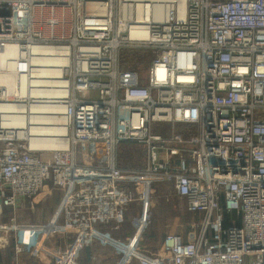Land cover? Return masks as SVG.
Listing matches in <instances>:
<instances>
[{
    "label": "built area",
    "instance_id": "2783aa9c",
    "mask_svg": "<svg viewBox=\"0 0 264 264\" xmlns=\"http://www.w3.org/2000/svg\"><path fill=\"white\" fill-rule=\"evenodd\" d=\"M0 75L17 80L13 95L0 83L1 236L65 239L56 264H79L95 244L117 264H264V0H0ZM49 112L64 134L35 130L32 117ZM43 138L65 141L50 154L69 162L44 161ZM94 143L107 153L100 167L77 160L75 148ZM125 143L145 148L142 168L119 166ZM50 176L61 200L47 223L3 221ZM156 180L203 218L196 238L168 235L151 253L140 245ZM133 205L124 241L113 233Z\"/></svg>",
    "mask_w": 264,
    "mask_h": 264
},
{
    "label": "rangeland",
    "instance_id": "374dc122",
    "mask_svg": "<svg viewBox=\"0 0 264 264\" xmlns=\"http://www.w3.org/2000/svg\"><path fill=\"white\" fill-rule=\"evenodd\" d=\"M127 58L131 62L130 63L131 66H129L130 68L137 67L142 72L145 71V67L139 63V58L133 56L131 57L127 56ZM172 128L173 126L171 125L168 126L158 125L156 131L159 133L168 134L174 131L172 130ZM187 129H191V128L176 127L174 132L184 134L186 133ZM75 152H76L77 160L83 164H91L93 166L100 167L105 165L108 159L107 153L101 143L79 145L77 146V148H75ZM44 153H48L42 156L43 160L46 162L56 161L58 163H68L70 160V154H50L55 152H44ZM117 158H118V164L121 168L140 169L146 164L147 157H146L145 148L143 146L135 143H125L119 147L117 152ZM50 179L51 176L48 178L47 181L52 183ZM50 190L52 191L51 186H50ZM46 193L47 191L43 190L42 197L37 201L38 203L37 202L35 203L34 212H30L31 215L28 214V211H26L25 214L24 213L19 214L20 219L17 218L19 223H21L20 221L27 222V220L29 219L30 220L32 219L33 223L35 221L40 222L41 220L47 219L49 210L52 206L51 203L53 202L54 191L50 196H48L49 198L45 196ZM153 195H154V199L152 204L150 223L147 232L148 233L151 232L150 234H152V230H156L158 239L157 240L148 239L146 238L145 235L144 240L141 243V248L143 250L150 251L151 253H155L159 249L161 245L160 240L162 238H165L166 236L173 234L179 236L182 235L178 233V229L180 228L179 223L182 219L186 218V214H187L185 202L180 200L174 194L172 188L170 186H167L163 182L158 180L155 181ZM128 214L130 215L131 220L133 221L132 228L134 231L137 226L138 223L137 221L140 214L139 206L137 205L131 206L128 211ZM193 226H194V230L199 229L196 223L193 224ZM128 229L130 228L128 227ZM193 236H194L193 233H191L189 239L190 240L194 239ZM101 264H110V262L107 263L102 262Z\"/></svg>",
    "mask_w": 264,
    "mask_h": 264
},
{
    "label": "crops",
    "instance_id": "0c3cea01",
    "mask_svg": "<svg viewBox=\"0 0 264 264\" xmlns=\"http://www.w3.org/2000/svg\"><path fill=\"white\" fill-rule=\"evenodd\" d=\"M50 186L52 191L50 190ZM43 190L47 191V195L45 194L47 198H49L48 196H50L54 191L53 202L51 203L52 206L49 210L47 219L41 220L40 222L35 221L34 223L32 222V219L27 220V222H22L19 220L21 224L42 225L47 223L50 220L49 218L53 216L61 200V191L57 187H55L53 183H50L48 181L45 182ZM36 202L37 200L35 199L26 198L19 201L18 207H16V209L4 208L3 221H8L9 218H11L13 215L16 216V218L20 219L19 214H25L26 211H28V214L31 215L30 212H34V206ZM118 235V238H121L124 241H128L132 237L131 236L126 240L120 235V233H118ZM40 243L41 245L39 246ZM65 243L66 240L63 238H56L53 240L41 242L40 234L33 231L19 233L18 236L8 235L5 237L0 235V264H56V246H58L59 244L64 245ZM19 244H26L28 249L24 253L18 254L16 252V246ZM38 246L39 250L36 251L37 254H35L34 250ZM77 260L79 264H101L102 262L117 264L119 256L112 249L104 247L100 244H95L87 251L80 253Z\"/></svg>",
    "mask_w": 264,
    "mask_h": 264
},
{
    "label": "bare ground",
    "instance_id": "6f19581e",
    "mask_svg": "<svg viewBox=\"0 0 264 264\" xmlns=\"http://www.w3.org/2000/svg\"><path fill=\"white\" fill-rule=\"evenodd\" d=\"M152 1H160V0H152ZM165 1H171V0H165ZM161 13H162V10H159V12L157 13V16H160ZM36 50L41 51L39 49H36ZM38 51H35V52H38ZM40 81L43 82V85H38V87H42L40 89H46L45 86H47L46 83L48 82L46 80L39 79L35 81V83L40 82ZM0 83L8 87L10 95L14 94L17 80L13 76L0 75ZM55 83L60 84L58 81H56ZM36 91L37 90L34 89L33 93ZM56 105H52L50 106V108L55 109ZM44 107L48 109L46 105ZM54 114H61V113L49 112V114H45L44 116H33L32 117L33 120L39 121L37 122L35 126L36 127L35 130H39L44 133H56L59 135H61L62 133L64 134L65 132L64 117L60 115H54ZM61 147L66 148L65 141H62L56 138H43L40 141V146L38 147V150L41 152H57L59 148Z\"/></svg>",
    "mask_w": 264,
    "mask_h": 264
},
{
    "label": "trees",
    "instance_id": "16d2710c",
    "mask_svg": "<svg viewBox=\"0 0 264 264\" xmlns=\"http://www.w3.org/2000/svg\"><path fill=\"white\" fill-rule=\"evenodd\" d=\"M123 169H127V168H123ZM52 181V180H51ZM187 211V210H186ZM202 218H203V214H201V213H189V212H187V214H186V218L185 219H182L181 221H180V223H179V226H180V228L178 229V233H180V234H182L181 236H182V238H183V240L185 241V242H188V241H191L190 239H189V237H190V234L191 233H193V237L194 238H196L197 236H198V233H199V229H197V230H194V227H193V224H197V223H199V222H201V220H202ZM132 220H131V217H130V215L127 213V215H126V222H125V224H124V226L121 228V230L119 231V232H114L113 233V235L115 236V237H117L118 238V233H120V235L122 236V237H124L126 240L129 238V237H131L132 236V234H133V221L131 222ZM132 225V226H131ZM128 227L130 228V229H128ZM151 227H153V226H151ZM150 229H153V228H150ZM129 231V232H128ZM151 232H145V234H144V237H145V235H146V238H148V239H152V240H157L158 239V235H157V232H156V230H152V234H150ZM167 237V236H166ZM165 237V238H166ZM165 238H162L161 240H160V242H161V245L163 244V242H164V240H165ZM121 239V238H120ZM143 240H144V238H143ZM161 245H160V247H161ZM160 247H159V249H160ZM89 248H87V249H83L80 253H82V252H84V251H87ZM140 249L141 250H143L142 248H141V245H140ZM158 249V250H159ZM157 250V251H158Z\"/></svg>",
    "mask_w": 264,
    "mask_h": 264
}]
</instances>
